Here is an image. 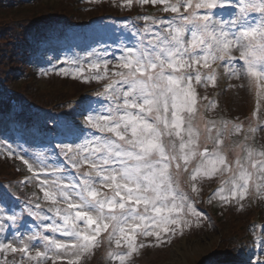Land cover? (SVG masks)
<instances>
[{"label":"snow or ice","instance_id":"snow-or-ice-1","mask_svg":"<svg viewBox=\"0 0 264 264\" xmlns=\"http://www.w3.org/2000/svg\"><path fill=\"white\" fill-rule=\"evenodd\" d=\"M136 2L170 15L104 25L98 47L66 57L61 75L104 83L85 119L60 126L50 149H21L32 174L23 183L36 181L39 195L21 202L0 184V264H81L105 243L111 264H131L149 237L163 244L203 217L195 196L205 181L219 180L209 204L264 201V145L255 143L264 130V0ZM224 77L238 82L229 89L256 90L247 129L207 115L218 103L198 89Z\"/></svg>","mask_w":264,"mask_h":264},{"label":"rangeland","instance_id":"rangeland-1","mask_svg":"<svg viewBox=\"0 0 264 264\" xmlns=\"http://www.w3.org/2000/svg\"><path fill=\"white\" fill-rule=\"evenodd\" d=\"M18 5L20 7L16 9ZM48 6L53 10L66 8L70 15V22L63 21L56 26H52L51 29H44L45 32L43 33L47 36L44 38H47L46 40L51 38L50 41L54 48L48 47L50 43L47 46L42 44L39 55V58H41L39 61H42V63L35 62L34 65H29L27 72L24 71V73L14 76L11 79L13 87L9 88V91L11 97H19L18 100L23 97L22 95L28 98L25 102L28 108L24 103H19L14 108L16 113L34 112L32 119L58 129L68 122L66 116L68 110L64 112V115V109H62L63 103L66 107L69 106V102L67 103L65 100L69 96H81L77 105L78 111L74 118L75 122L79 124L85 119L86 113L84 110L86 105L90 101H96L95 93L102 90L101 85L104 83L94 80L88 82L80 77L74 78L71 75H61L60 69L69 67L64 63L66 57L73 54L86 57L87 52L92 47H98L94 43V38L100 33L104 25L122 26L129 19L138 17L137 13L143 15L144 12L149 14L152 11L156 12L157 16L162 17H167L170 13L162 12V6L159 4L155 6L151 4L141 5L136 0L130 8L123 6V0H26L23 4L14 5L11 9H21L26 15L28 13H42L41 10L44 8L47 10ZM24 18L29 19L26 16ZM65 25L70 27H68L66 37L58 35L56 32L61 30L60 26ZM52 31L54 33L48 37L49 32ZM28 40L33 43L32 35L28 37ZM104 42L111 43L110 41ZM58 43H60L59 46L55 45ZM27 51H30V49L27 48ZM111 51L112 49H109V53ZM109 67L111 68V65ZM220 71L223 74L224 70L221 69ZM228 83L238 82L235 80L229 81L224 77L218 79V86L215 88L209 85L207 90L198 89L202 96L206 95L208 97V101L218 103V107L207 113V115L210 118L224 116L230 120L238 118L240 121H245V129H247L248 120L246 118L252 117L256 106V90L255 88L251 90L247 88L229 89L227 87ZM52 96L56 102L50 101ZM65 97L66 99H64ZM208 101L202 103L207 104ZM260 104V115L264 119V99L260 101ZM42 106L50 108L47 113L37 111ZM51 108L56 109V111L51 110ZM22 119H25L24 114ZM19 121L21 124H17L12 129L10 126L12 122L10 125L8 124L10 131L4 134L0 131V172L3 171L2 168L5 163L14 164L19 171H25L26 174L17 178L19 182H23L26 177L32 174L18 158L22 154L21 149L37 156L44 152L46 148L50 149L51 143L56 137L52 135L53 133L47 138L45 133L44 136L39 135L38 127L28 126L33 125V121L30 124L28 119ZM252 123L254 124V121ZM21 125L24 127L23 130ZM25 130L29 134L35 135V140L30 139V135L28 136ZM255 135L256 145H264V130L257 132ZM27 136L30 142L34 144L27 141ZM56 142L59 143L58 140ZM9 148L16 155H7ZM25 158L29 159L28 156ZM30 184L35 185L37 189L36 181ZM218 184L219 180L217 179L205 181L202 185H199L202 189L199 196H195L194 193L191 194L196 198L197 210L202 211L204 215L199 220H194L192 227L190 229L186 228L183 236L177 234L163 244H157L154 238L149 237L148 240L151 243H146V247L141 249L138 254H134L131 264H248V261L256 256L264 260V251L259 249L257 240L258 237L264 236V232L261 231L260 227L253 228V225H264V201L255 199L245 201L243 209H239L235 205L222 206L218 200H213L209 204L207 202L208 198L211 192L218 187ZM24 185L22 184V186ZM36 193L39 195L38 189ZM237 230L238 233H235ZM236 237L239 239L235 240ZM240 237L246 240L242 247L240 245L236 246ZM234 248L238 252L233 255L229 253V250ZM40 250L43 251L44 249L40 248ZM109 250V245L105 243L95 251L94 255L84 259L81 264H111V261L107 258ZM34 254L35 251H33ZM220 257H222L224 263H222ZM224 257L230 258V262ZM7 258L10 262L13 259L12 254H8ZM16 258L19 259L18 254ZM2 259L3 257H0V261ZM25 264H27V261H25ZM47 264H52V261L49 260Z\"/></svg>","mask_w":264,"mask_h":264},{"label":"trees","instance_id":"trees-1","mask_svg":"<svg viewBox=\"0 0 264 264\" xmlns=\"http://www.w3.org/2000/svg\"><path fill=\"white\" fill-rule=\"evenodd\" d=\"M11 1L12 0H0V131L4 134L5 132L10 131L8 124L11 122L19 124V120L23 121L28 119L29 124L33 121V125L30 124L28 126H34L35 128L38 127L39 132L44 134L49 128L53 129V126L46 125V123H39L38 120L32 119L34 112L30 113L29 111H25L20 114L16 113L14 108H16V105L19 103H24L26 108H28L27 104H25L28 98L24 95H22L23 97L20 98V100H18L19 97H11L9 88L13 87L11 79L14 76L19 75V73H24V71L27 72L29 65H34L35 63L34 60L30 58V53L27 52V48L31 45L36 46L38 38L43 34L44 29H51L52 26H56L63 21L69 23L70 15L66 8L53 10L50 9L49 6L47 7V10L46 8L41 10L44 14L37 12L25 15L21 9L14 10L11 8L17 4H23L26 0H13V4ZM19 7L20 6L18 5L16 9ZM149 14L156 15V12L151 11ZM25 16L29 17V19L24 18ZM30 35H32L33 43L28 40ZM32 53H35V51H32ZM20 92H22V90H20ZM72 97L73 96H69V98ZM51 98V102H56L53 96ZM64 99H66V97ZM49 109L50 108L46 106H42L38 108L37 111H45L47 113ZM51 110L56 111L54 108H51ZM23 114L25 119H22ZM23 128L24 127L21 125L22 130ZM28 136L30 139L35 140V135L28 133ZM28 136L27 141L30 142ZM30 143L34 144L32 142ZM2 170L3 171L0 172V184L9 186L13 192L21 196L23 201L25 199H31L32 193L37 192L35 185L28 184L22 186L19 183L17 178L22 174H25V171H19L14 164L5 163ZM235 233H238V230ZM236 239L237 237L235 240ZM243 240L244 239H241L240 237L238 245L242 246ZM237 252L238 250L236 248L229 250V253L233 255ZM224 256H226V254H224Z\"/></svg>","mask_w":264,"mask_h":264}]
</instances>
